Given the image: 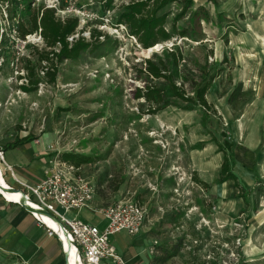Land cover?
I'll list each match as a JSON object with an SVG mask.
<instances>
[{"label": "rangeland", "instance_id": "obj_1", "mask_svg": "<svg viewBox=\"0 0 264 264\" xmlns=\"http://www.w3.org/2000/svg\"><path fill=\"white\" fill-rule=\"evenodd\" d=\"M27 1L37 10L54 0H12L9 17L0 16V148L6 150L16 137L31 133L36 137L35 159L41 160L42 155L52 156L57 151L88 156L93 161L89 174H97V201L100 207H106L117 201L119 193L127 199L136 195L143 200L153 189L178 188L184 193L216 189L223 153L212 140L215 134L221 142L233 144L234 171L248 189L249 201H245L239 196L235 181L230 179L238 193L226 196L236 209L225 220L246 212L252 227H256L258 220L264 224V211L257 214L264 208V0H194L193 7L177 20V31L189 32V36L176 32L168 41L181 56L175 69L177 84L185 83L190 90L188 80L200 79L201 70L217 74L207 92L212 104L208 119L201 107L182 110L169 106L152 113L149 102L136 96L137 89L146 83L162 82L142 72L145 59L162 58L170 65L173 60L164 48L146 50L122 30L120 15L131 0H115L106 10L100 0H59L53 8L57 17H78L79 29L86 26L84 36L90 38L91 28H98L110 40L101 49L83 52L78 60L59 64L55 83L44 77L41 65L45 63L38 60L37 51L45 47L44 40L36 32L25 40L21 38L18 20L14 21L17 30L13 31L12 13L32 29L31 14L24 8ZM182 1L162 11L169 15L170 31L173 19L183 9ZM29 60L42 78L36 91L22 88L28 84L24 67ZM20 154L13 152L8 158L13 155L17 159L22 157ZM39 166L29 168L32 175L27 180L41 177L35 173L37 170L41 175ZM220 185L226 188L228 182ZM192 195L183 199L195 201L196 195ZM214 196L212 204L218 206L220 202ZM203 206L209 205L204 202ZM86 209L79 215L84 219L91 215L101 224L103 217ZM76 213L72 210L68 215ZM167 227L169 238L175 241L177 232ZM2 235L0 264H23L26 260L13 249V244L30 245L43 239L44 234L36 230L28 235L24 228L14 225ZM121 235L118 247L124 251L130 242ZM260 237L264 242V226L253 232L255 244H260ZM171 251L173 256L181 252L190 261V253L180 245L172 246ZM177 261L176 257L169 263ZM26 262L61 264L62 258L54 251H44V257Z\"/></svg>", "mask_w": 264, "mask_h": 264}, {"label": "built area", "instance_id": "obj_2", "mask_svg": "<svg viewBox=\"0 0 264 264\" xmlns=\"http://www.w3.org/2000/svg\"><path fill=\"white\" fill-rule=\"evenodd\" d=\"M57 3L59 0L48 1L43 7L53 9ZM11 5V0H0L1 17L5 18L9 15ZM120 26L129 34L126 25L120 24ZM36 35H39V39H43L40 31L36 32ZM130 36L137 42L134 36ZM74 37L73 35L69 39L73 40ZM170 44L172 42L157 44L154 50H158L159 47V49L170 47ZM48 163L46 175L40 182L29 184L19 181L21 187L17 188L7 183L5 179L6 172L13 170L12 166L5 161L4 149L0 148V174L3 181L7 183L6 188L12 195L16 192L22 194L19 199H12L0 186V196L7 203L22 207L30 205L33 208L29 212L34 219L45 227L50 235L56 236L60 241L65 263L70 264L73 255L78 264H109L108 260L116 264H126L112 244L111 237L122 232L130 235L139 234L149 217L148 206L135 198H124L106 207H98L94 211L107 220V225L102 229L79 215L82 209L91 207L96 196L95 183L83 173V167L65 161L61 151L53 154ZM0 184L4 185L1 181ZM191 193L193 192L184 193L181 189H174L175 200L178 203L182 202L186 207V226H192L190 232L188 228H185L186 226H179L174 230L177 232L176 237L178 235L183 237V251L190 253L188 264L248 263L244 246L248 237L250 216L246 212H241L237 216H230L231 218L220 221L215 218V215L221 209L212 204V197L206 192H202V197L209 206L195 204L192 199L181 201L184 197L189 198L188 195L190 196ZM72 210L77 213L69 216ZM160 210L162 213L166 211L164 207H160ZM229 227L230 230L227 231ZM158 245L159 241L155 240L148 249L150 254H157Z\"/></svg>", "mask_w": 264, "mask_h": 264}, {"label": "trees", "instance_id": "obj_3", "mask_svg": "<svg viewBox=\"0 0 264 264\" xmlns=\"http://www.w3.org/2000/svg\"><path fill=\"white\" fill-rule=\"evenodd\" d=\"M177 1L131 0L124 5L119 24L126 25L129 35L134 36L140 47L146 50L157 44L170 41L176 32L182 36H189L187 29L177 31L176 25L177 20L193 7L194 0L182 1L183 9L179 16L173 19L172 31L167 27L168 13H162L167 6ZM100 2L104 10H106L114 4L115 0H100ZM24 8L25 11L27 10L31 14L32 29H28L23 19L21 17L20 19L17 18V15L12 13L10 14V19L13 22V28L15 29L14 21L18 20V33L24 40L27 35L40 31L45 47L37 51L38 60L45 63L41 65V70L44 72V77L50 83L56 82L58 66L63 61L78 60L83 52L101 49L104 47L105 42L110 40V36L98 28H91L90 38L84 36L83 32L86 26L79 29L80 20L78 17L61 19L55 15L54 9L44 8L43 6L37 10L32 9L31 3L28 1L24 5ZM75 33H79V36L70 40L69 38ZM101 37H103V41ZM164 51L171 56L173 60L171 65L162 58L158 60L148 58L144 60L145 67L144 70L142 69V72H146L148 77H152L154 80H162V82L146 83L143 88L137 89L136 96L138 98L143 97L149 102L152 113H157L169 106H176L182 110H193L196 107H201L204 110L205 117L208 119L209 112L212 110V104L207 99V92L217 74L210 75L205 70H201L200 79L192 78L188 80L190 83V90H188L185 87V83L178 85L176 82L175 69H178L180 64V53L172 47H165ZM24 69L28 84L22 85V88L25 91H36L42 80L36 66L29 60ZM20 78H23L22 75ZM35 139L36 137L31 133L25 137H16L15 140L7 144L6 150L30 143ZM212 140L217 143L218 151L223 153L218 183L222 184L233 179L235 186L239 190V196L245 201H249L248 189L245 188L243 182L234 171L235 154L233 144L227 140L221 142L215 134H212ZM62 158L76 165L89 162V157L81 153H63Z\"/></svg>", "mask_w": 264, "mask_h": 264}, {"label": "crops", "instance_id": "obj_4", "mask_svg": "<svg viewBox=\"0 0 264 264\" xmlns=\"http://www.w3.org/2000/svg\"><path fill=\"white\" fill-rule=\"evenodd\" d=\"M21 152L20 155L22 157L14 158L13 155H10L11 158H8L9 154H12L13 152ZM35 154H37V148L34 147V142L32 143H26L24 145H20L16 148H12V150H5L4 156L5 161L12 166V172L7 171L5 179L7 183L10 185L20 188L21 185L18 181H22L29 184H36L40 182L46 175L45 170L47 167H49L48 160L51 156L42 155L43 159H35ZM93 161L85 162L80 164L83 167V173L88 176L90 179L93 180L96 186L97 190V179L96 175H90L89 169L90 166H92ZM39 164L40 166L37 169L41 168V175L36 170L35 173L37 176V179L34 181L27 180L32 175V171L29 169L33 165ZM28 166V168H27ZM19 172V175L17 174ZM14 175V176H13ZM35 175V174H34ZM36 177V176H35ZM205 182H209L208 179H204ZM169 180V179H168ZM171 180V179H170ZM173 180V179H172ZM228 186L226 188H223L218 182H217V188L213 191L210 190V192H206L207 194L214 196L213 198L215 201L220 202L218 206L220 207L219 213L215 215V218H218L220 221H224L226 216L228 215H234L231 211L233 209H236L235 203H231V201H228V195L232 196V192H237L233 185H231V182H234L233 180L227 181ZM225 183V182H224ZM232 189V190H231ZM130 192V191H129ZM236 193V194H237ZM193 195L195 196V204H199L203 206L204 201L202 197V193H196V191L193 192ZM192 195V196H193ZM238 195V194H237ZM175 194L173 189H158L156 191L152 190V192L146 193L144 195V199H141L139 197L135 198L142 202L144 205H147L150 213L149 217L142 229V231L137 235H130L126 232L115 234L111 237L112 244L116 247L117 252L124 258L126 261V264H156L161 263V261H164L163 264H170V260L172 258L177 257V263L176 264H186L189 262L188 259H185V257L180 254H175L176 256L171 255V248L174 245H177L182 247L183 244V237L181 235L175 237V241H172L169 237L170 234L166 229L167 226H171L172 230L174 231L179 226H186L185 222V213H186V207L182 204V202H177L175 200ZM227 196V197H226ZM126 198L127 196L123 193L117 194V201L122 200ZM218 198V199H217ZM217 199V200H216ZM220 199V200H219ZM181 201H185V199L182 198ZM116 202V201H115ZM172 206L173 208H167L168 206ZM238 207L240 205H237ZM100 207L98 201H97V195L95 197V200L92 202L91 207L87 208V211H93L95 214L94 209ZM160 207H164L166 211L164 213L161 212ZM243 207L241 206L240 209ZM244 210V209H242ZM261 211H264V208L262 210H259L257 214ZM208 212V211H207ZM209 213V212H208ZM101 215V214H100ZM256 215V214H255ZM102 216V215H101ZM80 217L84 219L81 215ZM84 220L90 221L96 225H98L100 228H104L107 225V220L103 217V219L100 220V223L95 222V218H93L91 215H86ZM221 218V219H220ZM252 218L250 219V221ZM255 220V216H254ZM256 227H252L251 222L249 223V230H248V237L245 242L244 250H245V258L248 263L246 264H264V242H261V237L259 239L260 244H255L253 240V232L256 230L257 227L264 226V224H261L258 220L256 222ZM21 227L25 229V232L30 235L34 231H41L43 235V239H41L38 242H34L30 245H22L18 242V244H13V249H16L19 253L22 259L26 261H36L38 258H41L42 255L44 257V251L48 252H55V255L60 254L62 258L61 264L65 263V257L64 253L61 248V243L57 239L56 236H52L48 233V231L43 227L41 224H39L34 217L29 213V211L18 204L13 203H7L2 196H0V242L1 237H3L2 232L5 230L13 227ZM185 228L190 230L192 229V226L187 225ZM181 231V230H180ZM179 231V232H180ZM122 234L121 236H124L127 242H130V246H126L124 251H120L118 247V235ZM181 234V232H180ZM9 237V236H7ZM7 237L3 238V241L7 239ZM133 238V240H132ZM155 240L159 241L158 245V252L157 254H150L149 247L153 244ZM2 241V242H3ZM4 243V242H3ZM6 245V244H5ZM59 248V249H58ZM58 249V250H57ZM16 251V252H17ZM179 255V256H178ZM182 255V256H181ZM181 256V257H180ZM57 257V256H56ZM51 258L49 257V261ZM23 263L32 264L31 262Z\"/></svg>", "mask_w": 264, "mask_h": 264}, {"label": "bare ground", "instance_id": "obj_5", "mask_svg": "<svg viewBox=\"0 0 264 264\" xmlns=\"http://www.w3.org/2000/svg\"><path fill=\"white\" fill-rule=\"evenodd\" d=\"M149 49H150V50H151V49L154 50V47L149 48ZM0 181H1V183H3L5 186L7 185V183H6L5 181H3L1 174H0ZM2 190L5 192V194H6L8 197H10V198H12V199H19V198L22 196V194H21V193H18V192L13 193V195H12V194H10L9 191L4 190V189H2ZM50 223H51V222H50ZM51 224H52V223H51ZM72 254H74V253H72ZM70 264H78V263H76V258H75L73 255H72L71 259H70Z\"/></svg>", "mask_w": 264, "mask_h": 264}, {"label": "water", "instance_id": "obj_6", "mask_svg": "<svg viewBox=\"0 0 264 264\" xmlns=\"http://www.w3.org/2000/svg\"><path fill=\"white\" fill-rule=\"evenodd\" d=\"M0 186L2 187V189L8 191V189L6 188L5 185L0 184ZM25 208H26L27 210H29V211L33 209L30 205H26ZM66 264H68V263H66Z\"/></svg>", "mask_w": 264, "mask_h": 264}]
</instances>
